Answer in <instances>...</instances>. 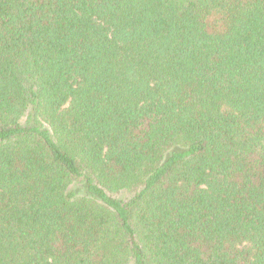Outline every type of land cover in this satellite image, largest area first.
I'll use <instances>...</instances> for the list:
<instances>
[{
    "label": "trees",
    "instance_id": "trees-1",
    "mask_svg": "<svg viewBox=\"0 0 264 264\" xmlns=\"http://www.w3.org/2000/svg\"><path fill=\"white\" fill-rule=\"evenodd\" d=\"M0 264H264V0H0Z\"/></svg>",
    "mask_w": 264,
    "mask_h": 264
}]
</instances>
